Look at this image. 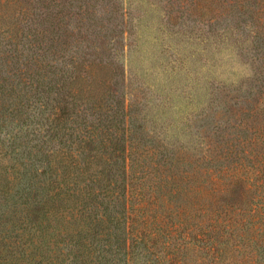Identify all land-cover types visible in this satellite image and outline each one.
Instances as JSON below:
<instances>
[{
    "label": "rangeland",
    "instance_id": "374dc122",
    "mask_svg": "<svg viewBox=\"0 0 264 264\" xmlns=\"http://www.w3.org/2000/svg\"><path fill=\"white\" fill-rule=\"evenodd\" d=\"M235 1L55 0L41 26L57 39L53 56L60 66L69 67L70 58L90 65L91 74L108 84L100 88L102 104H113L110 92L126 104L129 195L140 235L130 264H210L194 238L205 228L203 194L221 207L258 198L253 186L247 201L243 187L227 176L264 125V86L252 79L256 69L264 79V37H253L262 9L254 8V0L250 8ZM94 118L95 133H103ZM90 147L91 153L101 151ZM230 148L236 156L227 153ZM217 188L223 193L216 195ZM252 225L250 250L256 264H264V233ZM232 226L233 234L242 228L238 221ZM218 263L245 264L230 252Z\"/></svg>",
    "mask_w": 264,
    "mask_h": 264
},
{
    "label": "trees",
    "instance_id": "16d2710c",
    "mask_svg": "<svg viewBox=\"0 0 264 264\" xmlns=\"http://www.w3.org/2000/svg\"><path fill=\"white\" fill-rule=\"evenodd\" d=\"M240 1L235 2L244 6ZM53 2L0 0V264H130L140 235L133 225L137 207L129 195L128 110L113 92V104H102L100 88L108 84L103 76L91 74L90 65L84 68L73 58L69 67L58 64L53 56L57 39L41 29ZM245 3L252 5L250 0ZM254 4L262 10H257L253 37L263 39L264 0ZM38 8L48 10L43 14ZM49 54L52 61L46 60ZM259 76L256 69L252 79L264 86ZM261 108L264 117V104ZM94 115L101 134L95 133ZM262 126L227 173L230 184L243 187L247 201H252L248 197L255 186V202L221 207L216 197L211 201L210 194H203L205 228L194 238L210 264H219L224 252L240 263L256 264L249 242L252 224L264 233ZM81 130L83 137L78 135ZM89 145L100 153H91ZM79 147H84L80 154ZM227 153L236 156L238 151L230 148ZM250 170L260 178L254 179ZM216 191L223 193L222 188ZM235 221L242 228L233 234ZM223 231L229 234L227 240Z\"/></svg>",
    "mask_w": 264,
    "mask_h": 264
}]
</instances>
